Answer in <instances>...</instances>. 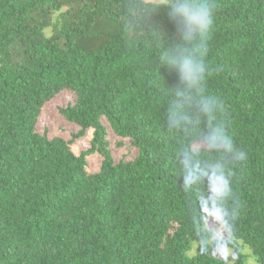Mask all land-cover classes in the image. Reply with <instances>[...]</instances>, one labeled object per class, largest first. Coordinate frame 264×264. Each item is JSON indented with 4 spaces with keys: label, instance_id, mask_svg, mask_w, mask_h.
I'll use <instances>...</instances> for the list:
<instances>
[{
    "label": "trees",
    "instance_id": "trees-1",
    "mask_svg": "<svg viewBox=\"0 0 264 264\" xmlns=\"http://www.w3.org/2000/svg\"><path fill=\"white\" fill-rule=\"evenodd\" d=\"M130 3L0 0V264H242L198 247L196 198L167 126L182 85L161 56L180 33L164 7L133 17ZM212 3L204 91L246 154L233 165L230 237L217 240L241 238L264 264V0ZM62 92L56 111L79 126L70 138L37 129ZM104 123L133 153L111 158ZM92 150L101 163L87 171Z\"/></svg>",
    "mask_w": 264,
    "mask_h": 264
},
{
    "label": "clouds",
    "instance_id": "clouds-1",
    "mask_svg": "<svg viewBox=\"0 0 264 264\" xmlns=\"http://www.w3.org/2000/svg\"><path fill=\"white\" fill-rule=\"evenodd\" d=\"M161 7L165 8L182 41L161 52L166 63L178 73L182 85L174 89L176 100L168 109L167 126L179 141L176 155L183 168L182 187L196 198L194 219L198 247L207 251L209 247H219V243L217 237L203 228L205 216L216 223L223 221L219 236L225 241L229 239L235 215V210L228 207L233 165L244 161L246 154L236 148L225 122L219 118L224 110L223 103L204 91L205 81L214 71L205 57L213 30L215 5L212 0H168L163 5L159 0H151L150 5L132 0L128 5L133 17L150 15ZM218 255L228 259L222 253Z\"/></svg>",
    "mask_w": 264,
    "mask_h": 264
},
{
    "label": "rangeland",
    "instance_id": "rangeland-1",
    "mask_svg": "<svg viewBox=\"0 0 264 264\" xmlns=\"http://www.w3.org/2000/svg\"><path fill=\"white\" fill-rule=\"evenodd\" d=\"M67 99L68 94L62 92L54 96L53 99L44 106L37 124V129L39 131L45 130L49 135H61L66 138H70L72 134L79 130V126L77 124L66 120L56 111L57 105L64 103ZM104 125L106 127L110 156L115 162L120 160L122 157L133 153L135 147L127 138L117 136L109 125L106 123H104ZM91 134L92 129H87L84 133H80L79 136L75 138L72 149L75 152H79L81 149L86 148ZM100 163L101 158L97 150H92L84 154V168L87 171L98 170ZM203 227L208 229L213 236L217 237V239H220L219 234L223 229H221L219 223L206 218L203 220ZM233 240L234 243L231 245H224L214 249L211 248L212 254L216 257H220L218 253H222L224 256L228 257V259H225L228 262L236 260L237 256L241 255L243 258L242 264H259L250 247L246 245L241 238L233 237Z\"/></svg>",
    "mask_w": 264,
    "mask_h": 264
}]
</instances>
